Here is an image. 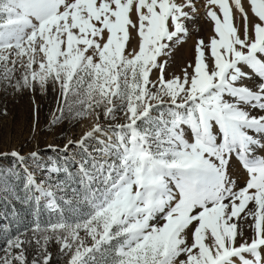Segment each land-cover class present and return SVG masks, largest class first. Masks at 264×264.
<instances>
[{
    "label": "snow or ice",
    "instance_id": "snow-or-ice-1",
    "mask_svg": "<svg viewBox=\"0 0 264 264\" xmlns=\"http://www.w3.org/2000/svg\"><path fill=\"white\" fill-rule=\"evenodd\" d=\"M233 2L243 36L229 0H207L214 35L166 79L161 58L187 37L194 0H0V82L51 83L61 116L123 120L69 141L87 151L94 134L106 137L76 187L24 169L26 198L55 219L10 236L0 264H50L53 240L67 264H264V0H247L251 28ZM132 31L138 51L126 54ZM233 158L243 186L228 173Z\"/></svg>",
    "mask_w": 264,
    "mask_h": 264
},
{
    "label": "rangeland",
    "instance_id": "rangeland-1",
    "mask_svg": "<svg viewBox=\"0 0 264 264\" xmlns=\"http://www.w3.org/2000/svg\"><path fill=\"white\" fill-rule=\"evenodd\" d=\"M204 1V7L200 8L199 2L194 0L195 5L198 3L197 11L191 20L185 21L186 27L188 30L192 29V33L190 34L189 30L184 42L177 44L167 57L161 58L168 61L164 71L166 79L181 76L182 69L194 61L197 41L203 39L207 43L214 35V24L206 14L207 0ZM231 1L234 24L239 26L240 35L243 36V17L235 9L233 0ZM177 3H184V0H177ZM242 4L248 11L251 28L256 18L251 13L247 0H242ZM215 10L219 14V10ZM138 46V37L132 31L126 54L130 49L138 51ZM191 70V68L188 69L189 72ZM157 75L158 72L154 70L151 78L156 80ZM59 107L60 92L58 87H54L51 83L43 90L39 85H36L34 89L18 90L6 82H0V176L3 177L0 180V248L5 246V241L10 236L30 228L37 217L41 224L55 219V213H50L44 206L45 201L42 200L37 207L34 201L26 198L24 169L27 168L38 183L42 181L45 184L67 183L76 187L74 181L79 171V164L89 155H95V149L102 145L98 142V133L85 141L87 151L75 143L70 144L69 141H79L92 130L96 123L107 128L109 123L123 122L122 119L117 121L106 119L102 110H98L101 111L99 120L95 115L77 118L67 112L61 116ZM12 152H17L24 157V163H19L17 158L11 155ZM32 153H37V156L34 158ZM258 154L264 155V152H258ZM54 167L61 170L54 173L52 171ZM228 173L238 187L245 184L247 173L233 159L228 164ZM241 215L243 217V214ZM248 223L247 220L243 221L245 226ZM249 234L250 229H246L244 235ZM48 251L52 254L50 264H67L68 257L60 253V245L54 240L49 243ZM27 255L31 260L35 255L34 246L28 248Z\"/></svg>",
    "mask_w": 264,
    "mask_h": 264
},
{
    "label": "bare ground",
    "instance_id": "bare-ground-1",
    "mask_svg": "<svg viewBox=\"0 0 264 264\" xmlns=\"http://www.w3.org/2000/svg\"><path fill=\"white\" fill-rule=\"evenodd\" d=\"M196 1L199 2V4H198V3H197V4L200 5V8L204 7V6H203V3L205 2L204 0H196ZM229 2H230V0H229ZM231 3H232V1L230 2V4H231ZM197 4H196V5H197ZM231 5H232V4H231ZM238 15H239V14H238ZM250 16H251V15H250ZM254 18H255V17H254ZM188 21H189V20H188ZM188 24H189V23H188ZM189 30H190V29H189ZM189 30H188V31H189ZM191 30H192V29H191ZM191 30H190V31H191ZM190 31H189V32H190ZM191 33H192V31L190 32V34H191ZM244 82H245V81H244ZM246 83H247L249 86H252V83H253V82H252V81H246ZM97 136H98V139H99V140H104V139H106L105 136H103V135H101V134H99V133L97 134ZM247 234H248V233H247Z\"/></svg>",
    "mask_w": 264,
    "mask_h": 264
}]
</instances>
